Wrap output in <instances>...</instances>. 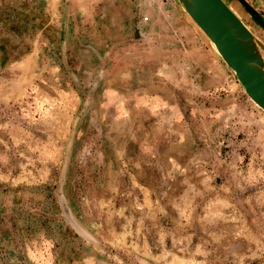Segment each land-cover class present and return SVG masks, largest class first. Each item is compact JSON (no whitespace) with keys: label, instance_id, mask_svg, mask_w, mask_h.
<instances>
[{"label":"rangeland","instance_id":"374dc122","mask_svg":"<svg viewBox=\"0 0 264 264\" xmlns=\"http://www.w3.org/2000/svg\"><path fill=\"white\" fill-rule=\"evenodd\" d=\"M0 264H264V111L176 0H0Z\"/></svg>","mask_w":264,"mask_h":264},{"label":"water","instance_id":"95a60500","mask_svg":"<svg viewBox=\"0 0 264 264\" xmlns=\"http://www.w3.org/2000/svg\"><path fill=\"white\" fill-rule=\"evenodd\" d=\"M194 26L207 38L247 98L264 111V48L223 0H176ZM237 2L255 16L246 0Z\"/></svg>","mask_w":264,"mask_h":264},{"label":"flooded vegetation","instance_id":"af4514ba","mask_svg":"<svg viewBox=\"0 0 264 264\" xmlns=\"http://www.w3.org/2000/svg\"><path fill=\"white\" fill-rule=\"evenodd\" d=\"M223 2H225V4H228L227 3V1L226 0H223ZM227 6H229V5H227ZM229 8H231L230 6H229ZM231 10L235 13V11L231 8ZM236 14V13H235ZM237 15V14H236ZM238 16V15H237ZM239 17V16H238ZM240 19H241V17H239Z\"/></svg>","mask_w":264,"mask_h":264}]
</instances>
